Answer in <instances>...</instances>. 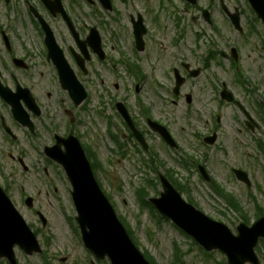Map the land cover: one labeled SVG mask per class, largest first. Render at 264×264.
<instances>
[{"label": "rangeland", "instance_id": "rangeland-1", "mask_svg": "<svg viewBox=\"0 0 264 264\" xmlns=\"http://www.w3.org/2000/svg\"><path fill=\"white\" fill-rule=\"evenodd\" d=\"M28 1L37 3V0ZM92 1L93 5H89L84 0H77L79 6L75 5L72 12L81 29L94 27L98 30L107 60L101 63L93 58L87 67V76L77 74L86 90L87 100L80 108L72 106V118L76 121L72 124L73 135L97 158L101 169H97L96 179L101 189L109 196L117 216L125 220L140 250L146 251L155 264H216L224 261L217 252L211 253V257L205 256L170 222L162 221L148 209H141L136 190L144 188L148 198L157 197L160 191L159 185L155 186L157 174L171 172L168 178L172 177L182 187L185 200L233 233L242 222L241 216L250 226L257 216L264 215V156L255 149L252 135L244 130L242 114L234 105L219 100L221 84H225L253 119L262 125L258 105H264V51L259 40L238 39L237 33L229 31L219 14L217 1L210 5L208 0H198L197 7L191 9L178 0H111L112 11L106 13L96 0ZM224 3L241 10L242 25H248L252 15L245 0H224ZM14 4V9L6 10L0 2V20L3 23L12 20L17 29V21L26 22L27 15L20 0H15ZM204 9L210 10V19L215 21L218 29L221 27V36L203 23L200 11ZM136 14L142 17L148 33L142 53L133 49L129 17L135 18ZM176 20L182 28L176 27ZM52 26L60 36L64 34L61 24L53 22ZM179 30L183 35L177 42ZM230 47H236L239 54L237 71L243 79L246 77L242 86L235 83L236 69L229 62L220 57L216 61H205L210 49L228 53ZM126 62L137 67L138 72L134 71V74L140 72V79L128 72ZM180 62L189 64L191 69H201V72L196 78L188 79L180 89V95L175 97L171 69H178L182 75ZM60 96L65 102L62 108L71 109L66 95ZM116 101L124 103L132 119L143 130L148 152L138 151L139 146L129 137L114 111ZM140 106L148 110L153 121L167 128L178 145L177 150L170 149L147 129ZM213 130L217 135L215 144L204 145L202 139ZM109 132L117 135L121 151L110 140ZM256 137L260 138V135L256 134ZM149 154L157 157L153 166L156 171L148 167ZM12 155L16 158L17 150H13ZM199 165L204 167L210 183L218 186L221 195L200 177ZM7 166L6 170L18 184L10 186V200L36 233L43 250L42 255L30 257L16 250L17 263L90 264L93 258L73 229L75 212L62 171L45 164L48 175L43 174L42 169L37 170L38 173L22 174L11 162L8 161ZM232 168L248 175L249 189L234 178ZM148 180L152 184H148ZM21 186L23 194L32 198L33 210L27 209L23 200L19 201ZM231 200L240 213L229 208L226 202ZM34 211L44 216L45 227L41 226ZM173 243L179 246L181 254L176 262Z\"/></svg>", "mask_w": 264, "mask_h": 264}, {"label": "flooded vegetation", "instance_id": "flooded-vegetation-1", "mask_svg": "<svg viewBox=\"0 0 264 264\" xmlns=\"http://www.w3.org/2000/svg\"><path fill=\"white\" fill-rule=\"evenodd\" d=\"M14 1L0 0L6 10L9 7L11 9L15 8ZM20 1L27 15L26 22L17 21L18 26L16 29L12 20H5L4 23L0 20V188L9 197H11L10 186H17L18 184L13 180L10 171L5 168L8 161L22 174H29V171L38 173L37 170L42 169L43 174L48 175L44 165L47 164L52 167H55V165L47 160L46 152L54 148L57 141L60 142L62 138L71 136L74 133L72 123H76L74 119L72 122V106L70 105L71 109L62 108V104L65 102L60 95L65 94V92L60 87L55 66L51 63V60L47 59L44 32L30 12V6L49 25L64 59L71 70L72 66L74 67L76 75L79 76L82 73L77 66V61L82 63L83 58L78 55L79 49L76 42L73 41L72 46V29H75L77 37L81 41L86 38L90 31V28L81 29L78 23L75 22L72 8L75 5L77 6V0H60L69 19V26L66 25L61 14L52 16L45 7L44 2L53 5L55 0H37L36 4H31L28 0ZM178 1L182 2L184 6L191 7V9L197 7L198 3V0H195V5L192 6L186 0ZM215 1H217L219 14L227 24L226 28L229 31L230 29L233 30L237 33L238 39H244L245 41L256 38L263 48V31L258 20L252 17L250 21L253 25L244 27L241 22V10L236 7L231 8L224 3V0H208V3L214 5L213 2ZM86 3L93 5L92 0H86ZM207 11L208 20L203 19V10L200 11L203 23L208 27H212L215 33L221 36L223 34L221 27L219 26V29L216 27L215 21L210 19V10ZM237 13L240 18L241 30H235L231 22V16L235 17ZM53 22L62 25V33L65 36L64 34L60 36L57 33L54 26H52ZM175 22L176 27L182 28L179 20ZM26 29L28 32H26ZM182 35L183 32L179 30L177 42L181 40ZM234 49L237 50L236 47ZM211 50V54L215 55L216 48L209 51ZM218 52L219 54L223 52L226 56L225 60L230 64L233 63L229 56L232 53V47L229 48L228 53L222 50ZM93 58L95 56L91 55L90 60L84 62L86 68ZM179 68L182 75L176 68L171 69L172 73L177 70L184 77L186 83L188 79H191L188 76V71L193 69L189 64L181 62ZM199 71L201 72V69ZM84 74H87L86 70ZM12 107L15 108V113L23 120L24 126L14 118ZM249 132L252 136L259 134L264 138V125H255L252 131L249 130ZM259 147L264 148V139L257 142L256 148L259 149ZM13 150H17L16 158L12 155ZM18 194L19 201H24L29 197L27 194H23V186H21ZM255 253L259 263H264V240L258 241ZM0 264H8V262L1 259Z\"/></svg>", "mask_w": 264, "mask_h": 264}, {"label": "water", "instance_id": "water-1", "mask_svg": "<svg viewBox=\"0 0 264 264\" xmlns=\"http://www.w3.org/2000/svg\"><path fill=\"white\" fill-rule=\"evenodd\" d=\"M101 1L105 7H108L107 0ZM248 1L264 25V0ZM232 21L237 27V15L232 17ZM143 33L140 21L134 24L137 44H141ZM46 43L50 56L60 69L63 88L68 91L73 104L79 106L86 99L84 88L62 62L61 54L55 47L49 32H47ZM95 43L92 46L97 48L98 39H95ZM196 74L192 73L193 76ZM183 82L182 79H176V87L173 91L176 95ZM222 98L228 102L232 101V97L226 91L222 93ZM118 110L139 143L144 145L141 137L132 127L127 112L121 105H118ZM148 123L150 128L157 132L166 143L175 147L174 142L163 127L150 121ZM212 142L213 140H210V143ZM61 144L64 146V152H53L50 157L61 165L72 185L71 196L77 213L76 222L86 249L98 260L108 258L110 264H148L134 248L126 231L117 220L111 205L98 188L79 142L72 137L61 141ZM58 150L59 148L55 149V151ZM234 172L238 179L249 185L244 173ZM159 178L162 192L158 199H150V203L161 214L197 241L207 252L220 251L226 256L228 264H245L248 261L253 254L252 250L256 239L258 237L264 238V218L256 222L250 229L240 225L238 236L234 237L224 225L209 220L193 206L183 201L176 190L162 176ZM27 204L30 206L29 201ZM14 246H18L27 255L40 253L34 236L0 190V258H6L10 264H15L12 253Z\"/></svg>", "mask_w": 264, "mask_h": 264}, {"label": "trees", "instance_id": "trees-1", "mask_svg": "<svg viewBox=\"0 0 264 264\" xmlns=\"http://www.w3.org/2000/svg\"><path fill=\"white\" fill-rule=\"evenodd\" d=\"M178 188V190L179 191H181V189L179 188V187H177ZM139 193V200H140V202H141V205L143 204V205H145V203L143 202V198H144V193H143V191H141V195H140V191H138ZM123 222V221H122ZM124 223V222H123ZM126 228H127V226H126ZM128 230V229H127ZM129 233V232H128ZM174 257H175V260H179V252H178V250L175 248L174 249ZM149 261L151 262V264H155L154 262H153V260L152 259H149Z\"/></svg>", "mask_w": 264, "mask_h": 264}]
</instances>
